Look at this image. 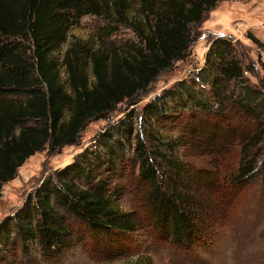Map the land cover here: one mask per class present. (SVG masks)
Returning <instances> with one entry per match:
<instances>
[{"label": "trees", "instance_id": "trees-1", "mask_svg": "<svg viewBox=\"0 0 264 264\" xmlns=\"http://www.w3.org/2000/svg\"><path fill=\"white\" fill-rule=\"evenodd\" d=\"M140 1L143 19L133 21L128 17V0H0V197L2 186L15 178L29 157L46 147L54 151L76 143L87 121L105 117L122 102L134 104L137 94L163 70L185 58L191 45V27L220 0ZM108 8L117 23L134 29L140 45L121 54L93 50L78 41L66 50L61 61L54 56L72 25L85 15L100 14ZM248 36L264 48L260 39L251 33ZM218 43L219 47L229 46L225 39ZM210 50L217 56L225 55L222 47ZM86 59L92 65V81L85 69ZM61 65L68 74V88L60 80ZM243 71L234 58L223 69L227 80H239L240 95H225L224 83L216 87L214 97L228 99L229 108L200 96L202 110L190 112L199 115V123L182 125L190 128L191 134L203 132L199 139L209 150H221L218 141L237 135L242 127L236 181L253 176L259 166L264 168V157L260 162L258 157L248 158L263 140L264 84L254 87L247 83ZM154 102L147 107L146 120L155 119L158 126L176 123L187 113L168 114L161 98ZM251 125L252 132L247 130ZM150 136L159 146L154 150L143 140L142 131L140 134L124 121L106 129L97 140L109 150L108 156L118 148L122 173L128 181L131 176L140 188L142 213L115 208L103 179L94 180L102 166L112 169L113 159L99 157L91 166L75 161L55 177L45 179L29 204L0 225V252L17 241L26 251L27 243L35 241L46 258H56L77 244H89V239L94 252L113 259L136 250L131 234L141 229L183 251L202 246L210 227L181 177L189 169L166 154L174 148L173 143ZM132 140L138 169L126 162L128 154L124 158L119 155V149H128L126 145ZM262 148H258L257 156Z\"/></svg>", "mask_w": 264, "mask_h": 264}, {"label": "rangeland", "instance_id": "rangeland-1", "mask_svg": "<svg viewBox=\"0 0 264 264\" xmlns=\"http://www.w3.org/2000/svg\"><path fill=\"white\" fill-rule=\"evenodd\" d=\"M156 1L160 4L163 0ZM128 3L129 20L143 19L141 1L128 0ZM114 17L113 10L109 8L100 14L83 16L71 26L66 41L54 52V56L61 61L66 50L78 41L93 50L121 54L132 52L136 45H140V38L129 24L117 23ZM249 33L264 43V0H220L204 14L200 23L191 27V45L185 58L176 60L170 68L163 70L137 94L134 104L122 102L105 117L87 121L76 143L54 151L46 147L32 155L19 167L15 178L1 188L0 225L29 204L45 179L55 177L75 161L91 166L104 156L113 159L112 169L106 170L102 166L94 180L103 179L115 208L122 212L137 210L142 213L144 207L140 188L131 176L128 181L122 173L121 159L116 153L118 148L114 147L116 152L111 157L108 156L109 150L97 143L98 137L106 129L128 121L135 131L139 130L140 134L142 131L143 140L153 150L159 146L150 134L156 139L173 143L174 148L166 151V154L189 169L181 177L194 193L198 201L197 211L206 216L210 227L202 246L190 252L183 251L168 242L155 240L141 229L131 234L136 250L113 259L94 252L89 239L90 245L86 242L77 244L59 257L49 259L43 255L37 242L29 241V248L24 251L17 241L0 252V264H264V168L259 166L253 176L236 181L243 142L240 141L242 127L237 135L235 133L218 141L222 145L221 150H209L206 143L199 139L203 132L191 134L190 128L182 126L185 122L195 126L199 123V115L190 112L202 110L199 106L200 96L210 98L211 104L219 106L223 103L229 108L228 99L221 95L214 97L218 85L225 84L221 90L229 97L242 93L239 80H227L223 75L226 62L231 59L240 61L247 83L254 87L264 84V48L249 38ZM219 39L229 42L228 48L220 44L225 50L223 57L210 50L211 47L220 48L217 44ZM84 65L92 81L89 59ZM67 79L66 68L61 65L60 80L65 88H68ZM180 86L184 89L181 90ZM158 97L168 114L187 113L178 122H169L164 127L158 126L155 119L147 121V107L155 103ZM187 101L189 106L185 105ZM141 121L144 123L141 124ZM252 128L251 125L247 130L252 132ZM262 139L259 147H263L260 149L263 151L257 156L259 147L254 148L248 155L249 159L258 157L259 162L263 159L264 135ZM134 144L133 140L128 142V149H119V155L124 158L128 154L129 160L126 162L138 169ZM78 182L84 183L82 179H78Z\"/></svg>", "mask_w": 264, "mask_h": 264}]
</instances>
